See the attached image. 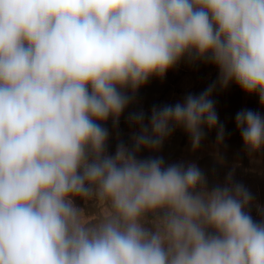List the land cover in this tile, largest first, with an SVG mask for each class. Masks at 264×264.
Returning <instances> with one entry per match:
<instances>
[{
	"label": "clouds",
	"instance_id": "clouds-1",
	"mask_svg": "<svg viewBox=\"0 0 264 264\" xmlns=\"http://www.w3.org/2000/svg\"><path fill=\"white\" fill-rule=\"evenodd\" d=\"M193 54L264 107V0H0V264H264L244 185L138 155L177 127L223 142L214 86L130 113L132 146L107 152L103 124ZM235 126L264 148V115Z\"/></svg>",
	"mask_w": 264,
	"mask_h": 264
},
{
	"label": "rangeland",
	"instance_id": "rangeland-1",
	"mask_svg": "<svg viewBox=\"0 0 264 264\" xmlns=\"http://www.w3.org/2000/svg\"><path fill=\"white\" fill-rule=\"evenodd\" d=\"M210 86H214L211 99L215 104L219 124L224 127L223 142H217L218 128L210 130L205 126V135L199 147L193 149L190 136L183 128L177 127L165 139L159 151L141 150L139 158L163 157L166 165L183 163L187 166L194 163L204 173L209 188L224 185L231 174L232 182L244 185L252 195L248 211L253 219L264 220V148L259 152H249L235 126V116L243 109L264 115V107L257 95L246 94L235 83L222 87L219 84L218 69L206 60L195 59L193 54L191 59L187 56L182 58L163 77H151L137 90L133 101L122 114L130 115L143 110L147 115V124L153 107L183 102L188 94L199 95ZM127 94L132 95L130 89ZM103 126L107 127L105 123ZM112 129L116 131V126ZM121 129L123 134L112 140L115 146L107 149L109 154H114L121 142L131 147L132 136L139 131L135 125H124ZM76 204L86 207L91 214L95 212L91 205L85 206L81 200H77Z\"/></svg>",
	"mask_w": 264,
	"mask_h": 264
},
{
	"label": "crops",
	"instance_id": "crops-1",
	"mask_svg": "<svg viewBox=\"0 0 264 264\" xmlns=\"http://www.w3.org/2000/svg\"><path fill=\"white\" fill-rule=\"evenodd\" d=\"M142 108H144L145 107V105L144 106H141ZM160 107V106H159ZM143 111V110H142ZM144 112V111H143ZM146 116L147 115H145V121H146ZM105 124H106V128L108 129V131H109V138H108V141H107V149L108 148H112V147H114L115 146V144L112 142V140L113 139H115V138H119V136L121 135V134H123V132H121L119 129H121L124 125H133L132 123H130V121H129V115H126V114H122L121 116H120V118H119V123H118V125H116V131H113V127H114V125H113V122H112V120L111 119H109L107 122H105ZM111 126H112V128H111ZM122 130V129H121Z\"/></svg>",
	"mask_w": 264,
	"mask_h": 264
}]
</instances>
